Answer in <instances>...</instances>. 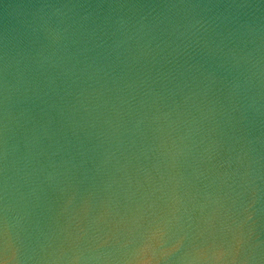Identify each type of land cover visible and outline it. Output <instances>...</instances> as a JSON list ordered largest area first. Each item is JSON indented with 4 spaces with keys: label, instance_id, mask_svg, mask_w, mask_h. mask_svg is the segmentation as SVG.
<instances>
[{
    "label": "water",
    "instance_id": "obj_1",
    "mask_svg": "<svg viewBox=\"0 0 264 264\" xmlns=\"http://www.w3.org/2000/svg\"><path fill=\"white\" fill-rule=\"evenodd\" d=\"M0 262L264 264V0H0Z\"/></svg>",
    "mask_w": 264,
    "mask_h": 264
},
{
    "label": "clouds",
    "instance_id": "obj_2",
    "mask_svg": "<svg viewBox=\"0 0 264 264\" xmlns=\"http://www.w3.org/2000/svg\"><path fill=\"white\" fill-rule=\"evenodd\" d=\"M50 7H55V6H50ZM50 7H48V8H50Z\"/></svg>",
    "mask_w": 264,
    "mask_h": 264
},
{
    "label": "snow or ice",
    "instance_id": "obj_3",
    "mask_svg": "<svg viewBox=\"0 0 264 264\" xmlns=\"http://www.w3.org/2000/svg\"><path fill=\"white\" fill-rule=\"evenodd\" d=\"M0 264H2V262H0Z\"/></svg>",
    "mask_w": 264,
    "mask_h": 264
}]
</instances>
